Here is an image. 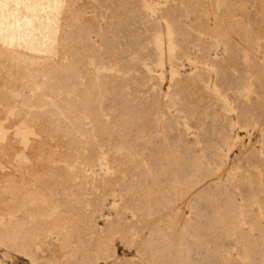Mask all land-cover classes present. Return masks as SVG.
<instances>
[{"label": "rangeland", "instance_id": "1", "mask_svg": "<svg viewBox=\"0 0 264 264\" xmlns=\"http://www.w3.org/2000/svg\"><path fill=\"white\" fill-rule=\"evenodd\" d=\"M71 1L78 22L63 20L70 31L65 42H59L60 55L72 64V71L63 74L70 81L56 95L34 87L44 98L30 97V103L21 105L24 116L5 123L6 132L0 136V230H14L7 222L15 203L7 192L13 181L1 171L11 168L14 124L25 126L35 113L49 127L44 99L55 101L58 96L64 103V118L53 116L63 120L58 131L26 126L25 134L16 137L29 144L44 139L47 144L41 151L55 156L59 165L24 175L25 191L35 193L23 198L21 206L32 212L24 213L28 222L23 233L12 240L0 239V264H119L118 259L123 264H162L167 251L190 264H264V0H140L135 5L132 0ZM86 38L96 44L93 49L84 47ZM153 46L162 55L155 54ZM85 63L97 75L98 66L118 68L124 77L116 92L76 103L80 89L93 91ZM35 68V63L7 68L11 81L3 85L0 79V109L6 110L12 100L15 105L20 102L19 96L13 98L16 90L29 92L28 84L35 86L30 75ZM196 68L207 71L213 96L194 83L168 91L172 70L180 74ZM143 69L162 70L160 90L152 84L155 79L148 82L141 74L132 75ZM70 111L104 113L109 120L118 114L121 120L90 133L68 134L64 120ZM165 111L187 124L185 135L179 133L181 125L162 131L153 160H145L144 147L158 134L156 125L164 123ZM225 127L231 133L226 139ZM222 141V160L215 162L211 152ZM252 144L261 148L257 156L249 160L237 156L239 148L246 153ZM98 147L116 155L109 182L90 181L65 170ZM194 178L198 179L193 182ZM210 181L202 194L190 199V192ZM229 195L240 208L232 224L225 214ZM183 198L189 199L187 204ZM168 203L178 207L176 223L166 215ZM117 212L138 223L134 213L143 214L144 227L137 232L114 227L107 237L115 255H105L90 241L89 223L101 229ZM36 224L47 227L55 246L44 249ZM162 238L170 243L169 250L162 248Z\"/></svg>", "mask_w": 264, "mask_h": 264}, {"label": "bare ground", "instance_id": "2", "mask_svg": "<svg viewBox=\"0 0 264 264\" xmlns=\"http://www.w3.org/2000/svg\"><path fill=\"white\" fill-rule=\"evenodd\" d=\"M132 1L134 5L137 1L138 3L140 2V0ZM64 19L71 20L74 23L78 22L75 18V8L71 0H0V79H2L3 85L11 81L8 79L7 74H5L7 68L10 69L13 65L18 66L20 64L25 65L26 67L32 63L36 64L34 73L30 74L34 78L35 86H33V84H28L30 89L29 92L24 88L21 91L16 90L13 93V98L15 96H19L20 102L15 105L12 100L8 103L9 107L6 110L0 109V122H2L0 124V136L6 132L5 123L14 121L15 118L20 116L22 118V115L24 116V113L21 110V105L24 103H30V97H36L39 101L44 98L41 91H38L37 93L33 91L34 87L37 88L38 86H41L56 95L59 88L69 80V77L63 76V74L72 71V64H70L69 61L67 62L64 59V56L60 55L59 47V42H65L70 31L62 25ZM84 41V44H86L84 47L90 46V48L93 49L96 46L95 43L87 38ZM159 43H161L160 39ZM153 52L157 55H162V50L156 49V46H153ZM261 59L263 58L261 57ZM83 69L86 71L87 81L90 85H92L93 91L84 88L80 89V98L76 102L80 104L87 103L88 100L92 99V97L96 98L99 96V93L107 95L116 92L115 89L117 88H115V86H119L120 80L124 77V74L121 73L118 68L108 71L104 66H98V75L88 66L87 63L83 65ZM18 71L22 74L24 73V68L21 69L18 67ZM29 73L26 74V77L28 78H30ZM36 74L40 77L37 78ZM140 74L142 78L148 82L155 79L152 84H158L156 88L160 90L163 80L162 70L150 71L143 69L139 74L133 73L132 75L137 76ZM208 78L209 75L207 71L201 68H196L190 72H180V74H177L174 70H172L169 78L171 81H169L168 84V91L171 92L174 89H178L185 83H194L196 87H199L208 95L213 96L212 91L209 88ZM54 99L55 101L48 99H44L43 101V104L46 105L44 111L48 112L51 117L46 118V122H52V125L49 127L44 126L41 120L35 116L34 113L28 116V119L26 120L27 124L23 127H31L29 128L30 130H32L33 127L36 131L42 132H44L48 127L51 131H58L60 128L58 122H62L63 120L53 116L57 115L60 117L61 115L63 117L62 108L64 107V103L61 102L58 96ZM246 111L247 107H242V112ZM66 115H70L64 120V122L67 123L66 131L68 134L76 131L90 133L94 130H99L100 128L102 129L104 126H108L115 121L117 122L121 120L118 114L112 120H109L104 113H96V115H82L74 111H70L66 113ZM175 115L180 117L179 113H176ZM22 120L23 119H21V121ZM224 122L225 125H228L226 120ZM54 123H57L59 126ZM14 125L13 132L16 136H14L15 138L13 141L9 143V146L12 149L9 164L12 166L10 165L11 168L9 170H6L5 167H1V171L5 177H9L14 183L11 184L12 186L7 192L11 198L15 199V203H13L10 210L11 217L7 220L14 230H9L8 227H4L0 230V239L4 241L12 240L18 236V234H21L26 230L25 223L28 222V218L24 216V213L32 212L31 207H28L27 205L21 206L23 198L34 195L35 193L29 190L25 191L23 183L24 175L35 173L33 172L34 169L59 165L55 156H51L49 152L44 153L41 151V148L47 144L44 139L36 141L34 144H29L27 141L19 140V138H16L18 137V134L21 133L23 135L26 131L23 127L17 128L16 123ZM179 125L183 127L179 133L184 136V129L187 127V124L180 119L175 120L173 116L165 111L164 123L162 125L157 123L156 130L158 131V134L153 136L151 144L144 147L146 152L143 159L153 160L152 158L155 152L154 145L160 139V133L162 131H167L170 128H178ZM223 132L225 139L231 134L229 127L227 129L225 127ZM223 143L224 142L222 141L219 144L221 146L218 145L216 147L218 149L211 152V157L214 158L215 162L222 160L221 148ZM260 149V147L252 144L246 153L239 148L237 156L241 154L240 158L242 160H249L251 158L250 156H257ZM115 157V153H110L98 147L94 152L88 153L84 159L76 161L74 165L72 164L65 167V170L68 173L74 174L75 176L83 179H88L102 184L107 183L112 179L111 170L112 163L115 162L116 159ZM136 160L138 159H135V161ZM17 171L19 172L18 174H16ZM210 172L212 173V170ZM197 179L198 178H194L193 182ZM15 180H17V183L14 182ZM211 181L204 183L200 188L194 189V191L190 192V199H194L196 196L202 194ZM188 201V198L182 199L184 204H187ZM103 202V199L99 201L97 209H100ZM6 205L7 203L4 202L3 206L6 207ZM166 208V215L169 220L173 223L178 222L180 219L178 207L172 203H168ZM239 210L238 201L229 195L225 214L228 216L227 219L230 224L237 220L236 214ZM15 211H19L20 215L15 216L13 214ZM89 215L91 216V213ZM136 215L138 216L139 223L136 220L128 222V216L122 212H117V215L106 221V223L102 225L101 229L95 227L92 222L89 223V229L91 232L90 241H92L95 247L103 254L115 255L116 250L110 239L107 237L108 234L114 227H118L124 232L140 231L141 228L144 227V218L143 214L134 213L133 216ZM58 217L60 216H57V218ZM35 227L38 230V234L41 235L38 239L42 245H45L44 249H49L52 246H55V244L51 242L54 237L50 236L46 226L36 224ZM229 231L228 227L223 229V233L226 235ZM153 232L158 233L159 230L157 229ZM64 234L68 235L69 232ZM60 238L61 236L57 234L55 239L58 240ZM145 241L147 244L151 243L149 239H146ZM161 242L163 249H170L171 245L170 243H166L167 241L165 238H162ZM35 255L36 254H34V257ZM119 260L120 259H118L117 263L121 264L122 262H119ZM114 262L113 264H116ZM70 264H73V262L71 261ZM162 264H190V261L189 259H184L176 252L167 251L166 259Z\"/></svg>", "mask_w": 264, "mask_h": 264}]
</instances>
